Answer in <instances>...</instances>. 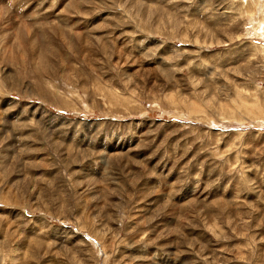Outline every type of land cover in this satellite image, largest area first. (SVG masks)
I'll return each instance as SVG.
<instances>
[{
	"label": "rangeland",
	"instance_id": "374dc122",
	"mask_svg": "<svg viewBox=\"0 0 264 264\" xmlns=\"http://www.w3.org/2000/svg\"><path fill=\"white\" fill-rule=\"evenodd\" d=\"M0 264H264V0H0Z\"/></svg>",
	"mask_w": 264,
	"mask_h": 264
},
{
	"label": "bare ground",
	"instance_id": "6f19581e",
	"mask_svg": "<svg viewBox=\"0 0 264 264\" xmlns=\"http://www.w3.org/2000/svg\"><path fill=\"white\" fill-rule=\"evenodd\" d=\"M13 29V28H12ZM25 31V30H24ZM32 32V31H31ZM25 34V33H24ZM30 36V35H29ZM32 36V35H31ZM35 41L34 40H32L31 41V48H32V50L34 49V47H35V43H34ZM37 58V57H36Z\"/></svg>",
	"mask_w": 264,
	"mask_h": 264
}]
</instances>
